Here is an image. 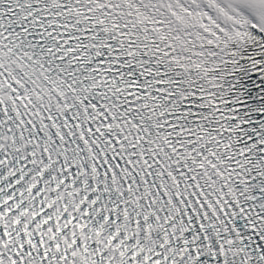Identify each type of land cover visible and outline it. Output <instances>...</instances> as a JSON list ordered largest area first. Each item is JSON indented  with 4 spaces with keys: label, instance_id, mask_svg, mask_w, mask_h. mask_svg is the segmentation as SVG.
I'll list each match as a JSON object with an SVG mask.
<instances>
[{
    "label": "snow or ice",
    "instance_id": "6c2138e0",
    "mask_svg": "<svg viewBox=\"0 0 264 264\" xmlns=\"http://www.w3.org/2000/svg\"><path fill=\"white\" fill-rule=\"evenodd\" d=\"M0 264H264V0H0Z\"/></svg>",
    "mask_w": 264,
    "mask_h": 264
}]
</instances>
